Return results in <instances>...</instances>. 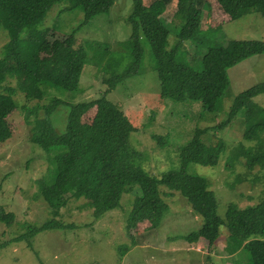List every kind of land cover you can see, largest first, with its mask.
<instances>
[{
    "label": "trees",
    "instance_id": "obj_1",
    "mask_svg": "<svg viewBox=\"0 0 264 264\" xmlns=\"http://www.w3.org/2000/svg\"><path fill=\"white\" fill-rule=\"evenodd\" d=\"M62 1L0 0V6L7 10V19L2 22L3 18H0V24L11 35L3 50L4 57L0 59V84L7 74H15L32 98L48 100L46 104L26 108L25 122L32 125L31 141L47 156L49 175L37 181L36 197L42 198L51 211L66 207L71 199H87L93 207V218L98 219L119 208L124 194H133L135 198L127 218L129 233L140 224L158 228L169 210L160 187L173 188L192 164L204 167L218 165L226 149L225 142L209 131L229 127L240 112H243V140L255 145L246 147L239 143L230 151L226 166L234 172L235 163H242L243 158L247 175L252 174L256 166L264 169V108L254 101L264 94V82L235 96L223 120L215 126L196 127L192 138L179 151L180 168L164 172L159 177L135 164L129 139L137 128L119 105L107 99L119 83L140 72L143 42L147 41L160 82V97L172 102L201 103L214 117L224 109L223 99L230 87L229 70L245 59L264 54V40H229L209 45L208 35L213 31L202 30L201 0H160L182 21L176 42L170 46L171 30L157 13L161 11L160 5L155 0L149 6L143 0H132L133 10L128 19L132 34L128 41L121 43V46L131 49L132 62L124 69L120 60L106 58L108 47L101 45H96L94 56L88 59L84 47L75 48V30L71 34L52 35L49 39L43 35L29 40L30 46L27 43L23 46L22 33L44 22L54 6ZM114 1L73 0V7L84 10L81 24L84 25ZM215 1L228 21L238 20L252 12L264 17V0ZM187 43L193 52L186 49ZM28 46L29 50L26 49ZM57 48L60 50L55 53ZM57 56L60 57L58 65ZM195 62L197 67L191 65ZM87 63L100 67L104 73L110 72L109 78L102 80L107 88L94 100L73 104L71 100L81 92L80 81ZM56 93L67 95L61 98ZM59 107L68 108L63 133L56 131L50 119ZM16 109L12 96L0 91V143L12 137L9 117ZM40 110L44 112L43 117L39 116ZM159 143L162 145L161 141ZM242 179L239 177L237 181ZM205 206L207 213L203 225L197 231L182 236L183 240L190 244L206 241L212 248L221 237L222 227H225L229 234L222 255H238L246 250L251 258L250 264H264V199L246 208L229 203L225 217L218 214L215 199L207 200ZM14 221V213L0 209V222L9 226ZM75 227V224L62 223L55 218L41 226L24 224L25 232L4 245L26 241L32 248L31 239L43 231H64ZM121 248L125 254L126 246Z\"/></svg>",
    "mask_w": 264,
    "mask_h": 264
},
{
    "label": "rangeland",
    "instance_id": "obj_2",
    "mask_svg": "<svg viewBox=\"0 0 264 264\" xmlns=\"http://www.w3.org/2000/svg\"><path fill=\"white\" fill-rule=\"evenodd\" d=\"M143 1L149 6L154 0ZM154 2L161 7L158 17L171 30L169 42L172 46L182 21L160 0ZM199 8L202 11V30L213 31L208 35L209 45L229 40H264V17L256 12L228 21L215 0H201ZM132 10V0H116L109 8H104L103 13L81 25L84 10L74 8L73 0H64L54 6L44 22L22 33V45L27 43L30 46L29 40L43 35L49 39L52 35L71 34L75 30V48L84 47L88 59L94 56L96 45H101L108 47L105 57L120 60L124 69L132 62L131 49L121 46L132 34L128 20ZM0 18H3L2 22L7 19L6 7L2 5ZM10 39L8 29L0 24V59H3V50ZM143 47L140 72L119 83L107 99L119 105L137 128L129 139L135 164L159 177L164 172L180 168L179 151L192 138L196 127L215 126L223 120L235 96L264 82V54L245 59L229 70L230 87L223 99L224 109L212 117L201 103L172 102L160 97V82L150 44L144 41ZM186 49L193 52L188 43ZM59 50L57 48L55 53ZM56 59L58 65L60 57ZM191 65L197 67L198 63ZM109 76L110 72L104 73L100 67L87 63L80 81L81 92L71 103L98 98L107 88L102 80ZM0 91L10 94L17 105L9 117L12 137L0 143V209L15 215L14 223L9 226L0 222V264H237L238 261L239 264H250L251 258L246 250L238 255H222L229 234L225 227H222L221 237L212 248L206 241L190 244L182 239L203 225L207 200L215 199L218 214L225 217L229 203L246 208L264 199V169L256 166L252 174L247 175L243 158L242 163H235L234 172L226 166L230 151L239 143L246 147L255 145L243 140V112L229 127L209 131L225 142L226 149L218 165L204 167L192 164L173 188L161 186L162 198L169 205L161 224L158 228L140 224L130 234L127 218L133 206V194H124L119 208L98 219L93 218L90 200L71 199L66 207L51 211L42 198L36 197L37 181L49 175L48 162L44 151L31 141L32 125L25 122V109L46 104L48 100L32 98L15 74L5 76ZM56 95L62 98L67 94ZM254 101L264 108V94ZM43 114L40 110L39 116L43 117ZM67 114V107H59L50 118L58 133L66 129ZM239 177L243 178L242 181H237ZM51 218L76 227L64 231H43L31 239L32 248L26 241L4 245L25 232L24 224L41 226ZM123 246L127 248L125 254L121 252Z\"/></svg>",
    "mask_w": 264,
    "mask_h": 264
}]
</instances>
